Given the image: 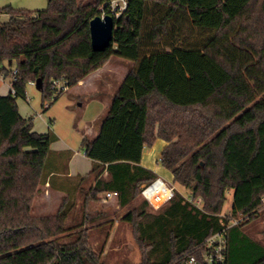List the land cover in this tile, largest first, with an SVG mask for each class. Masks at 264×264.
Returning a JSON list of instances; mask_svg holds the SVG:
<instances>
[{
    "label": "trees",
    "instance_id": "obj_1",
    "mask_svg": "<svg viewBox=\"0 0 264 264\" xmlns=\"http://www.w3.org/2000/svg\"><path fill=\"white\" fill-rule=\"evenodd\" d=\"M110 1L49 0L35 12L0 8V16L9 15L0 21V75L16 89L0 94V264H103L89 232L110 213L93 214L89 204L107 192L118 193L119 209L143 198L122 218L143 250L140 264H208L206 243L227 226L224 264H264L263 248L241 230L264 208V0H128L114 18L113 43L98 52L90 22ZM184 21L207 34L202 46L181 40ZM113 57L136 67L98 135L83 136L91 171L69 177L68 166L51 161L56 136L34 131L17 101L41 81L45 102L54 97L53 80L75 87ZM158 139L167 143L163 167L188 193L153 214L142 190L159 176L142 159ZM92 177L82 225H96L62 243L75 193ZM46 184L67 197L55 214L37 216L33 203ZM230 190L231 213L223 215ZM255 253L260 257L251 260Z\"/></svg>",
    "mask_w": 264,
    "mask_h": 264
},
{
    "label": "rangeland",
    "instance_id": "obj_2",
    "mask_svg": "<svg viewBox=\"0 0 264 264\" xmlns=\"http://www.w3.org/2000/svg\"><path fill=\"white\" fill-rule=\"evenodd\" d=\"M9 2L12 3V7L34 12L45 10L49 5V0H44L45 5L43 6L40 5V0H9ZM206 35L205 32L191 23H187V21L181 23L179 37L185 44L202 46L203 41H206ZM134 67L136 64L132 61L113 57L108 67L104 69L93 84L87 83L75 88L71 87L56 102H54L55 97L43 102L41 89L37 85L29 84L27 86V99L19 98L17 101L19 112L24 118L32 120L34 131L56 136V140L51 146V161L57 159L60 165L70 167L74 173L87 174L91 171L93 161L85 155L82 145L83 136L87 135L88 138L93 139L98 135L115 93L129 71ZM6 82L7 80L3 81L0 76V91L2 93L10 91ZM164 146V141L158 139L153 147L145 149V159L155 166L158 170L155 172L163 180L175 185L177 192L187 195L188 192L181 185L174 184L172 172L164 168L161 163V153ZM92 185L93 177L83 184V191L75 193L77 206L66 222V227L71 228V230L62 235V243H72L78 238L81 230L96 225V223L82 225L84 221L83 205L86 193ZM45 186L50 185H42L35 200L42 199L43 201L50 198L55 200L57 198L47 191ZM104 195L99 196V201L89 204V211L93 214L101 211L110 213L98 221L97 224L100 223L101 226L91 228L89 232L91 248L97 255H100L103 264H140L143 250L137 241L134 227L123 221L122 218L131 209L141 204L143 198L140 196L132 205L119 209L116 197L106 201ZM233 198L234 190L228 191L223 215L231 213ZM149 211L153 214L159 212L153 211L151 207ZM259 215L258 218L243 225L241 230L264 250V224L260 223V220L264 218V208L260 210ZM259 257L260 253H255L251 260Z\"/></svg>",
    "mask_w": 264,
    "mask_h": 264
},
{
    "label": "built area",
    "instance_id": "obj_3",
    "mask_svg": "<svg viewBox=\"0 0 264 264\" xmlns=\"http://www.w3.org/2000/svg\"><path fill=\"white\" fill-rule=\"evenodd\" d=\"M128 0H111L108 4H106L102 9V17L107 15L112 16L113 18H120L123 13L127 10ZM18 70L15 68L13 70V78L12 81L15 80V75H17ZM3 81H6L4 75H0ZM10 92L12 94H16V89L13 87L12 82H9ZM32 85H37L35 82H31ZM53 89H54V97H59L62 94L68 92L71 89L70 83L65 79H56L53 80ZM156 187H159L156 188ZM154 189L159 190L162 196V199H156V194ZM177 190L175 185L170 184L163 180L162 178H158L155 181L146 185L142 190V194L145 199L150 203V207L153 211L158 212L168 203H170L176 196ZM118 196L117 192H107L104 195V199L106 201L115 198ZM188 201L195 203L198 206L202 205V199H194L192 196H186ZM237 223L234 221L233 224ZM230 226L225 227L222 231L214 234L210 239H208L206 243V247L208 251L205 256V261L208 264H224L227 259V231ZM191 262H194V258H192Z\"/></svg>",
    "mask_w": 264,
    "mask_h": 264
},
{
    "label": "crops",
    "instance_id": "obj_4",
    "mask_svg": "<svg viewBox=\"0 0 264 264\" xmlns=\"http://www.w3.org/2000/svg\"><path fill=\"white\" fill-rule=\"evenodd\" d=\"M11 4L12 3H10L9 0H2V1H0V8L6 7V6H10ZM40 5H42V6L45 5L44 0H40ZM11 6H13V5H11ZM14 8L22 9V8H18V7H14ZM8 19H9V15H7V14H3V15L0 16V21L1 22H5ZM110 61L107 64H105L103 67H101L100 69L96 70L94 73L90 74L87 78H85L83 81H81L77 86L86 85L87 83L88 84H93L94 81L96 79H98L100 77V75L103 73L104 69L108 67V64L110 63ZM6 83L8 84V87H9L8 81ZM77 86H75V87H77ZM9 92L2 93L0 91V94L1 95H8ZM164 144H165V146H164V148H165L166 145H167V143L164 141ZM142 165L144 167L148 168V169L153 170L154 172L155 171L158 172V170L155 168V166L151 165V163L148 162V160L146 161V159H145V152H144L143 159H142ZM67 172H68L67 173V176H69V177H76V176L85 177V176H87L89 174L90 171L87 174L74 173V172H72L71 168L69 167ZM160 178H162V177H160ZM93 182H94V178H93ZM45 189L47 191L51 192L57 198L55 200H53L52 198H50L49 200H43V201H42V199L41 200H39V199L37 200L36 199L35 202H34V204H33V208H32V212H33L34 215H37V216H46V215H53V214H55L58 211V209L60 208V206L62 205L64 199L67 196V193L65 191L60 190V189H57V188H53L51 186H45ZM112 199H115V198H112ZM260 223L262 225L264 224V218H262L260 220Z\"/></svg>",
    "mask_w": 264,
    "mask_h": 264
},
{
    "label": "water",
    "instance_id": "obj_5",
    "mask_svg": "<svg viewBox=\"0 0 264 264\" xmlns=\"http://www.w3.org/2000/svg\"><path fill=\"white\" fill-rule=\"evenodd\" d=\"M115 20L112 16H96L90 22L91 44L95 51L103 52L113 43ZM37 86L41 89V81ZM146 185H143L145 188Z\"/></svg>",
    "mask_w": 264,
    "mask_h": 264
},
{
    "label": "bare ground",
    "instance_id": "obj_6",
    "mask_svg": "<svg viewBox=\"0 0 264 264\" xmlns=\"http://www.w3.org/2000/svg\"><path fill=\"white\" fill-rule=\"evenodd\" d=\"M156 188H158V189H159V187H156ZM154 192H155V193H157V194H156V196H155V197H156V199H162V196H161V193H160V191H159V190H156V189H154Z\"/></svg>",
    "mask_w": 264,
    "mask_h": 264
}]
</instances>
